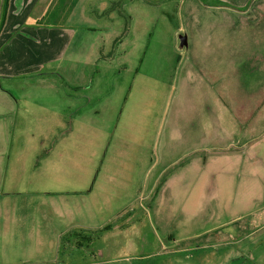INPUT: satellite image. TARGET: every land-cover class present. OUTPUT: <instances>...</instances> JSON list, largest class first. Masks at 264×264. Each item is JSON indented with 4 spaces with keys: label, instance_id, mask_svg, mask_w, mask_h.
I'll list each match as a JSON object with an SVG mask.
<instances>
[{
    "label": "rangeland",
    "instance_id": "374dc122",
    "mask_svg": "<svg viewBox=\"0 0 264 264\" xmlns=\"http://www.w3.org/2000/svg\"><path fill=\"white\" fill-rule=\"evenodd\" d=\"M149 1L133 22L120 9V23L99 32L105 37L96 63L65 64L66 78L45 85L51 108L65 107L68 115V105L85 107L82 126L73 133L65 127L67 149L82 146L71 154L89 156L108 136V166L136 173L146 197L134 221H108V209L62 233L65 226L50 214L42 246H23L18 234L11 253L1 248L0 264H264V78L243 70L253 51L264 53V46L250 48L264 42V29L232 26L243 11L242 23H254L256 0L219 2L225 11L208 10L213 0ZM78 71L95 99L74 98ZM250 115L252 132L237 121ZM52 157L50 164L57 153ZM129 183L118 184L121 201ZM219 225L223 233L240 226L241 238L217 241L209 233ZM209 241L218 246H198Z\"/></svg>",
    "mask_w": 264,
    "mask_h": 264
},
{
    "label": "crops",
    "instance_id": "0c3cea01",
    "mask_svg": "<svg viewBox=\"0 0 264 264\" xmlns=\"http://www.w3.org/2000/svg\"><path fill=\"white\" fill-rule=\"evenodd\" d=\"M213 1L206 5L208 10L225 11V6L219 3L225 0ZM254 3V23H251L253 19L242 23V15L249 13L243 11L233 21L234 28L264 29V0ZM143 4L149 5L150 1L0 0V250L11 253V240H15L18 234L26 238L21 242L23 246H27L29 241L42 246L50 214L65 226L62 233L67 231L68 223L87 222L97 212H108V209V221L123 215L127 222L134 221L135 208L140 207L141 200L143 202L146 197L143 189L133 182L136 173L131 169L122 172L108 166V136L105 142L103 136L92 144L89 156H82L81 151L71 154L82 146L79 144L67 149L65 127L73 133L82 126L81 113L85 107L79 103L68 105V115L65 107L61 110L51 108L48 104L51 90L45 85L52 77L66 78L65 64L96 63L99 38L103 39L105 35L99 32L110 31L120 23V19L115 17L120 9L133 22L136 10L144 14L139 9ZM260 46H264V42L251 41V49ZM253 53L247 61L249 65L243 68L244 74L249 78L260 74L264 78V53ZM237 69L236 76L241 78L243 70L240 71V65ZM78 72L75 80L78 86L70 88L74 98L86 100V95H89L92 100L96 91L92 86H81L85 83L86 74L82 77V72ZM263 89L264 85L260 90ZM262 92L264 94V90ZM94 113L98 114V111ZM250 117L239 116L237 121L252 132L251 126H256V123ZM78 138L72 137L74 140ZM80 141L82 143V137ZM53 153H57V162L50 164L55 159ZM231 155L233 157L229 161H236V154ZM67 157H72V160H66ZM129 178L130 191H126L129 195L125 193L124 201H121L124 194L118 184ZM114 206L119 208L112 210ZM141 212L145 213V210ZM221 225L209 233L214 234L217 241L227 234L234 240L241 238L240 226L230 233H223ZM206 235L207 232L193 234L192 238ZM35 239L39 242H34ZM214 244L215 241H209L198 246L203 249L218 246Z\"/></svg>",
    "mask_w": 264,
    "mask_h": 264
},
{
    "label": "trees",
    "instance_id": "16d2710c",
    "mask_svg": "<svg viewBox=\"0 0 264 264\" xmlns=\"http://www.w3.org/2000/svg\"><path fill=\"white\" fill-rule=\"evenodd\" d=\"M106 229V228H105Z\"/></svg>",
    "mask_w": 264,
    "mask_h": 264
}]
</instances>
